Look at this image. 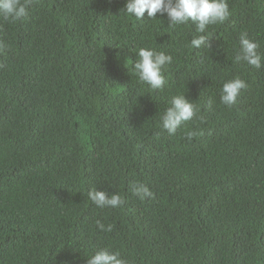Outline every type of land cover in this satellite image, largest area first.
Listing matches in <instances>:
<instances>
[{
  "label": "trees",
  "instance_id": "obj_1",
  "mask_svg": "<svg viewBox=\"0 0 264 264\" xmlns=\"http://www.w3.org/2000/svg\"><path fill=\"white\" fill-rule=\"evenodd\" d=\"M127 2L38 0L0 18V264H87L104 249L126 264H264V0H227L211 49L189 47L191 22L136 20ZM244 32L259 70L234 63ZM141 48L172 57L163 91L134 75ZM237 77L248 88L228 109ZM177 95L198 113L170 136L160 117ZM94 188L126 203L101 209Z\"/></svg>",
  "mask_w": 264,
  "mask_h": 264
},
{
  "label": "clouds",
  "instance_id": "obj_2",
  "mask_svg": "<svg viewBox=\"0 0 264 264\" xmlns=\"http://www.w3.org/2000/svg\"><path fill=\"white\" fill-rule=\"evenodd\" d=\"M35 3H38V0H0V18L6 22L16 23L28 17V9ZM123 13L136 20H142L146 13L149 20H155L158 15L166 14L169 28L173 29L191 22L196 25V31L200 33L198 37L191 40L189 47L193 49L202 47L211 49L210 39L204 33L209 26L224 24L231 16L227 0H128ZM239 44L240 48L234 58V63L243 62L257 70L261 69L262 57L258 54L259 45L249 40L246 32L240 34ZM5 47L0 42V49ZM172 62L170 55L141 48L138 51V61L134 66V75L138 77L140 84L148 85L152 91H163L165 84L163 72ZM247 88L248 85L239 77L225 83L222 88L221 103L228 109L234 108L242 91H246ZM170 105L160 119L163 129L170 136H174L182 125L197 117L198 109L196 104L189 102L184 95L174 96ZM199 120L201 124L206 122L202 116ZM198 135H202V132L187 131L185 138L191 141ZM130 191L140 200L154 199V194L144 184L133 183ZM88 197L101 209L118 208L126 203L118 194L109 196L107 192L97 191L95 188L88 193ZM97 227L101 231L111 232L113 230L112 225L105 229L99 221H97ZM87 264H126V261L120 258L118 252L113 254L104 249L97 251L87 260Z\"/></svg>",
  "mask_w": 264,
  "mask_h": 264
}]
</instances>
